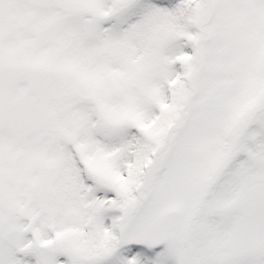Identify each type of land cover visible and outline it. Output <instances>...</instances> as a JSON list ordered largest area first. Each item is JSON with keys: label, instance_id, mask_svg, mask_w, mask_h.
<instances>
[{"label": "snow or ice", "instance_id": "obj_1", "mask_svg": "<svg viewBox=\"0 0 264 264\" xmlns=\"http://www.w3.org/2000/svg\"><path fill=\"white\" fill-rule=\"evenodd\" d=\"M0 264H264V0H0Z\"/></svg>", "mask_w": 264, "mask_h": 264}]
</instances>
